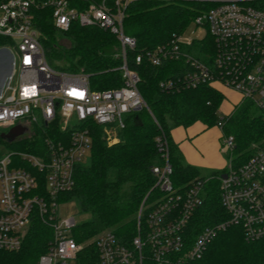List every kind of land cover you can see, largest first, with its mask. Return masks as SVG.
I'll use <instances>...</instances> for the list:
<instances>
[{"label":"built area","instance_id":"obj_1","mask_svg":"<svg viewBox=\"0 0 264 264\" xmlns=\"http://www.w3.org/2000/svg\"><path fill=\"white\" fill-rule=\"evenodd\" d=\"M132 1L0 0V37L7 39L4 48L14 51L9 54L10 72L0 92V127L21 125L27 129L32 124L58 121L64 133L58 140L47 137L42 155L22 150L0 152V249H18L33 216L52 230L37 264H144L145 258L155 264H200L207 244L229 225L239 226L245 240L264 238V144L255 146L244 162H229L221 173L225 175L218 176L219 199L227 219L204 227L191 240L187 228L203 202L207 179L196 178L182 192L175 190L163 136L156 138L162 163L151 168L154 187L162 194L144 212L143 222L146 207L140 206L130 242L111 231L79 242L73 235L75 219L59 218V195L73 188L75 167L89 154L90 124L121 128L127 114L147 108L137 88L136 72L125 64L126 50L135 46L134 38L123 29L125 10ZM208 1L213 6L192 21L197 36H187L185 30L173 34L165 43L139 52L135 61L160 66L179 60L184 68L175 78L160 81L163 89L219 83L262 109L264 120V0ZM40 8L51 10L52 22L60 30L77 22L114 34L124 61L123 84L93 89L86 73L49 65L35 26V11ZM206 33L215 44L210 64L189 50ZM217 126H223L221 119ZM222 142L226 151L232 150V135L223 136ZM87 244L93 246V258L86 253Z\"/></svg>","mask_w":264,"mask_h":264},{"label":"trees","instance_id":"obj_2","mask_svg":"<svg viewBox=\"0 0 264 264\" xmlns=\"http://www.w3.org/2000/svg\"><path fill=\"white\" fill-rule=\"evenodd\" d=\"M204 0H135L125 10L124 32L133 37L135 46L126 50L125 64L138 76L137 88L147 108L125 116L124 127H117L114 136H108L104 126L90 124L91 146L86 160L74 170V186L59 195V200H75L81 213L88 218L77 222L73 235L79 242L105 232H113L124 242H130L136 233L137 213L144 206L141 222L150 205L162 193L154 187L151 168L162 163L156 138L163 136L168 145V160L172 167L171 181L175 190L182 192L196 179H207L203 202L195 209L187 228L191 240L204 227L227 219L219 199L221 170L209 176H200L196 166L188 164L173 141L170 131L176 126H188L200 121L207 127L223 121L222 137L232 135L234 146L229 162L239 164L249 158L255 146L264 144L263 111L249 99H244L229 115L220 114L223 94L214 86L163 89L160 81L175 78L184 68L179 60L153 66L147 61L137 63L135 56L168 41L173 34L186 29L201 12L213 6ZM256 3L255 5H259ZM35 26L46 60L54 68L68 72H83L93 89L117 88L123 84L120 45L114 34L97 26H82L73 22L66 30L56 28L49 8L35 11ZM62 31L66 40L56 39L55 31ZM7 39L0 37V46ZM214 41L206 33L190 47L192 55L211 63ZM58 121L32 124L25 133L12 142L0 138L11 150H22L42 155L45 139L58 140L63 136ZM114 141H113V140ZM4 148H1V151ZM42 174V173H40ZM40 183L43 186V174ZM52 236L50 226L33 216L16 250L0 249V264H37L46 251ZM86 253L94 257L92 244ZM144 264H155L145 258ZM200 264H264V238L245 240L237 225L218 231L207 244Z\"/></svg>","mask_w":264,"mask_h":264},{"label":"crops","instance_id":"obj_3","mask_svg":"<svg viewBox=\"0 0 264 264\" xmlns=\"http://www.w3.org/2000/svg\"><path fill=\"white\" fill-rule=\"evenodd\" d=\"M223 94L219 106L220 114L229 115L244 99L235 90L219 83L212 84ZM225 106L226 110L221 107ZM173 141L178 145L185 161L196 167L208 170L219 169L222 172L229 164L222 147V129L218 126L207 127L200 121L188 126H176L170 131Z\"/></svg>","mask_w":264,"mask_h":264},{"label":"rangeland","instance_id":"obj_4","mask_svg":"<svg viewBox=\"0 0 264 264\" xmlns=\"http://www.w3.org/2000/svg\"><path fill=\"white\" fill-rule=\"evenodd\" d=\"M184 33L187 36L195 37L199 34V31H198V29L195 28V24L191 23L186 27ZM54 34H55L56 39H58V41L66 40V36L63 34L62 31L56 30ZM1 48H4V46H0V49ZM4 49H5V51H0V92H1L2 86L6 80V79L2 80V77L5 73L4 71H6V69H7L6 65L8 62L9 54H11V55L14 54V51L12 48L9 47V48H4ZM221 109L226 110L225 106H222ZM116 128H117L116 126H106V127H104V130L108 134V136H114ZM8 129H9V127H0V133L7 131ZM222 144H223V142H222ZM223 147H224L223 149L225 150V151H223V155H224L225 159L229 160L231 158V156H235L230 151H226L227 148L224 146V144H223ZM1 148H4L6 150L12 149L5 142L0 143V151H1ZM84 160H86V159H84ZM197 168L199 169L200 176H204V177L209 176L213 171L219 170V169L208 170L207 168H204V167H197ZM58 216L61 220L69 218V217H73L76 222H80V221H83V220L88 218V214L80 212L78 203L75 200H60L59 205H58Z\"/></svg>","mask_w":264,"mask_h":264},{"label":"water","instance_id":"obj_5","mask_svg":"<svg viewBox=\"0 0 264 264\" xmlns=\"http://www.w3.org/2000/svg\"><path fill=\"white\" fill-rule=\"evenodd\" d=\"M0 51H5V49L4 48H1ZM6 67H7V69H6V71H4L5 73H4L3 77H2V80L5 79L7 77V75L9 74V72H10L9 60L7 62ZM25 131H26V128L25 127H23L21 125H15V126H12L11 128H9L7 131L1 132L0 133V138H2L3 140H6L7 142H12L17 137H19L22 134H24ZM224 175H225L224 173L221 174L222 177Z\"/></svg>","mask_w":264,"mask_h":264}]
</instances>
